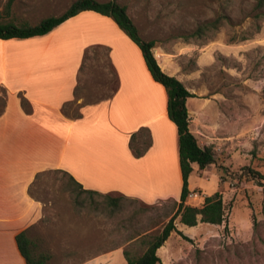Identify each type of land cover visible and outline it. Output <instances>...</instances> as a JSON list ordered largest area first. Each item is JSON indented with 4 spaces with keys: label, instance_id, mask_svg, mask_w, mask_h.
Returning a JSON list of instances; mask_svg holds the SVG:
<instances>
[{
    "label": "rangeland",
    "instance_id": "1",
    "mask_svg": "<svg viewBox=\"0 0 264 264\" xmlns=\"http://www.w3.org/2000/svg\"><path fill=\"white\" fill-rule=\"evenodd\" d=\"M74 1L0 0V21L36 25L63 15ZM97 1L126 6L143 40L156 41L155 50L172 55L182 72H196L186 86L209 101L215 117H220L215 119L219 131L198 133L200 146L215 151V163L193 172V195L186 205L202 207L206 197L221 193L226 222L202 223L184 234L179 217L177 230L191 240L173 232L159 252L160 264H264V186L250 172L264 175V0ZM217 19L223 24L209 32V39L193 36L202 24ZM256 24H261L259 33ZM201 51L209 60L198 68ZM100 55L88 62V80H83L88 102L109 94L114 83L105 51ZM4 106L2 94L0 114ZM78 110L77 105L70 107L72 113ZM68 184L67 177L49 171L30 189L44 204V217L33 225L30 237L37 254L49 258L48 264H83L125 248H133L139 256L143 248L129 240L145 232L159 234L177 209L173 199L154 204L123 202L121 209H110L97 195L81 194L77 201Z\"/></svg>",
    "mask_w": 264,
    "mask_h": 264
},
{
    "label": "crops",
    "instance_id": "2",
    "mask_svg": "<svg viewBox=\"0 0 264 264\" xmlns=\"http://www.w3.org/2000/svg\"><path fill=\"white\" fill-rule=\"evenodd\" d=\"M101 51L114 83L109 94L88 102V62L100 58ZM154 53L163 71L185 85L196 76L182 72L164 50ZM207 55L200 52L198 68L209 60ZM2 94L0 264H27L16 237L44 217V204L30 193L42 173L62 170L86 190L146 204L180 202L179 133L168 116L167 92L152 78L140 48L112 18L86 11L45 36L0 39ZM73 105L79 106L77 113L70 112ZM187 108L196 138L198 133L219 131L215 119L220 117H215L209 101L190 98ZM143 128L150 131L152 146L137 158L130 142ZM190 180L191 176L192 191ZM181 225L184 234L197 227ZM83 264L127 261L123 251L116 250Z\"/></svg>",
    "mask_w": 264,
    "mask_h": 264
},
{
    "label": "trees",
    "instance_id": "3",
    "mask_svg": "<svg viewBox=\"0 0 264 264\" xmlns=\"http://www.w3.org/2000/svg\"><path fill=\"white\" fill-rule=\"evenodd\" d=\"M86 11L112 18L118 27L140 48L152 78L154 81L161 84L167 92L168 116L178 129L183 188L180 202H175V206L177 207L176 212L159 234L152 235L145 232L129 240V242H132L131 244L136 242L139 243L141 248H143V253L141 255L137 256L134 254L133 248H125L123 251L127 264H160L161 258L158 255V251L169 240L173 232L179 233L188 241L191 240L177 230L175 220L179 217L180 222L190 228L198 226L200 222L216 226H221L226 222V206L224 205L221 193H217L212 197H206L202 207L186 205V201L191 195L189 178L194 171L193 165L196 164L200 170H204L215 163V151L213 148L201 147L198 139L190 130V115L187 108V101L190 98H195L196 95L191 93L186 85L179 79L163 71L154 53L156 41L143 40L139 34L138 28L135 26L128 13L127 7L116 1L99 2L97 0H76L63 15L45 18L36 25L29 23L17 25L11 22L4 23L0 21V39H30L45 36L69 19ZM222 24V19L204 23L193 36L209 39V32L218 30ZM261 28V24H256L255 33H259ZM250 38L251 36L245 37L243 40H248ZM130 146L137 158L144 156L152 146L150 131L143 128L138 133L134 134L131 137ZM52 172L62 174L64 177L68 178V186L71 192L77 195V201H79L81 194L88 196L97 195L105 199L110 209L116 210L121 209L123 202L139 201L124 195L113 197L112 194H101L96 191L86 190L69 173L62 170ZM250 172L254 177L258 178L261 181V185L264 186V175L253 170H250ZM43 174L45 173L38 175L37 179ZM257 227L258 223L254 219V229L256 230ZM32 228L33 226L17 235L16 240L19 250L27 264H48L49 258L47 256L37 254L36 242L30 237Z\"/></svg>",
    "mask_w": 264,
    "mask_h": 264
},
{
    "label": "built area",
    "instance_id": "4",
    "mask_svg": "<svg viewBox=\"0 0 264 264\" xmlns=\"http://www.w3.org/2000/svg\"><path fill=\"white\" fill-rule=\"evenodd\" d=\"M192 195H193V194H192ZM192 195H191V196H192Z\"/></svg>",
    "mask_w": 264,
    "mask_h": 264
}]
</instances>
